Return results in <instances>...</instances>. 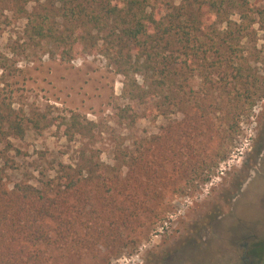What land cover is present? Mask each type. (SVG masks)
<instances>
[{
	"label": "trees",
	"instance_id": "obj_1",
	"mask_svg": "<svg viewBox=\"0 0 264 264\" xmlns=\"http://www.w3.org/2000/svg\"><path fill=\"white\" fill-rule=\"evenodd\" d=\"M15 1L21 9L34 3L26 25L32 40L55 46L63 59L81 44L91 50L101 42L99 51L122 73H141L145 82L133 97L153 98L145 83L154 80L162 104L183 118L161 134L135 138L130 151L115 149L113 164L59 162L53 177L36 184L9 185L7 148L0 146V264H67L100 247L121 249L144 216L160 217L165 190L175 191L187 175L207 182L214 157L227 158L210 144L220 129L216 114L231 134L239 115L263 97L264 79L243 46L264 30V0ZM9 3L0 0V10ZM5 123L24 134L0 104V131ZM71 125L83 130L75 117Z\"/></svg>",
	"mask_w": 264,
	"mask_h": 264
},
{
	"label": "rangeland",
	"instance_id": "obj_2",
	"mask_svg": "<svg viewBox=\"0 0 264 264\" xmlns=\"http://www.w3.org/2000/svg\"><path fill=\"white\" fill-rule=\"evenodd\" d=\"M10 1L0 10V104L25 130L20 135L8 123L1 127L10 186L48 180L59 162L86 168L113 164L115 149L130 151L135 138L161 134L182 120L181 112L162 104L154 80L145 83L153 98L133 97L145 82L141 73H122L110 53L99 51L101 42L91 50L81 44L63 59L55 46L32 40L26 25L34 3L21 9ZM243 49L264 79V30ZM72 116L80 120L81 132L72 127ZM218 116L220 129L210 144L227 158L214 157L218 165L207 182L183 176L175 191H164L160 217L144 216V225L121 249L100 247L96 256L66 259L67 264H232L246 234L264 233V94L239 115L231 134Z\"/></svg>",
	"mask_w": 264,
	"mask_h": 264
},
{
	"label": "flooded vegetation",
	"instance_id": "obj_3",
	"mask_svg": "<svg viewBox=\"0 0 264 264\" xmlns=\"http://www.w3.org/2000/svg\"><path fill=\"white\" fill-rule=\"evenodd\" d=\"M244 237L241 255L232 264H264V233H249Z\"/></svg>",
	"mask_w": 264,
	"mask_h": 264
}]
</instances>
